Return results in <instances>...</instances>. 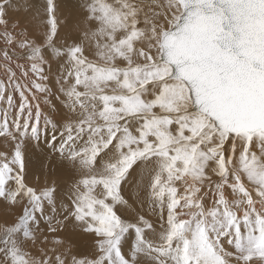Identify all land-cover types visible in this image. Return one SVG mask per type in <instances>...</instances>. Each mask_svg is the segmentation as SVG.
Returning a JSON list of instances; mask_svg holds the SVG:
<instances>
[{
  "label": "snow or ice",
  "instance_id": "obj_1",
  "mask_svg": "<svg viewBox=\"0 0 264 264\" xmlns=\"http://www.w3.org/2000/svg\"><path fill=\"white\" fill-rule=\"evenodd\" d=\"M0 142V264H264V0H0Z\"/></svg>",
  "mask_w": 264,
  "mask_h": 264
},
{
  "label": "bare ground",
  "instance_id": "obj_2",
  "mask_svg": "<svg viewBox=\"0 0 264 264\" xmlns=\"http://www.w3.org/2000/svg\"><path fill=\"white\" fill-rule=\"evenodd\" d=\"M78 2H79V0H58V3L60 4V11H61L62 15L64 17H68V18L74 17L76 15V12H77ZM19 4L22 7L23 6V0H19ZM5 147H6V144H3L2 142H0V150H3ZM41 154L42 155H39L38 152L36 153V151L32 154V170H33V174L35 173V175L36 176L38 175V177H39V174L41 176V175L47 173V172L43 173V171H45L46 168H49V166L51 165L49 163L47 157L44 156V153H41ZM37 166H39L41 168H39ZM39 169H41V171ZM48 172H50V171H48ZM49 176L53 177L50 173H49ZM39 181H41V180H39Z\"/></svg>",
  "mask_w": 264,
  "mask_h": 264
},
{
  "label": "rangeland",
  "instance_id": "obj_3",
  "mask_svg": "<svg viewBox=\"0 0 264 264\" xmlns=\"http://www.w3.org/2000/svg\"><path fill=\"white\" fill-rule=\"evenodd\" d=\"M38 152V154L39 155H42L41 153V151H36V153ZM45 156V155H44ZM52 165H50L49 166V168H46V170L45 171H43V173H45V172H47V173H45V174H43V175H41L40 176V174H39V177H38V175L36 176L35 175V173L33 174L34 176L33 177H31V182L33 181V182H37V178H39V180H41L40 182H43V180L45 179V176L47 175V177L49 178V179H52V178H54V177H51V176H49V173L51 174L52 172H53V167H51ZM37 167H39V166H37ZM39 168H41V167H39ZM40 171H41V169H39ZM48 171H50V172H48ZM51 177V178H50ZM42 178V179H41ZM35 179V180H34Z\"/></svg>",
  "mask_w": 264,
  "mask_h": 264
}]
</instances>
